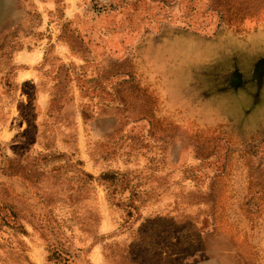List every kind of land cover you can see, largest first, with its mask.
<instances>
[{
	"label": "rangeland",
	"instance_id": "374dc122",
	"mask_svg": "<svg viewBox=\"0 0 264 264\" xmlns=\"http://www.w3.org/2000/svg\"><path fill=\"white\" fill-rule=\"evenodd\" d=\"M0 0V264H264V0Z\"/></svg>",
	"mask_w": 264,
	"mask_h": 264
},
{
	"label": "built area",
	"instance_id": "2783aa9c",
	"mask_svg": "<svg viewBox=\"0 0 264 264\" xmlns=\"http://www.w3.org/2000/svg\"><path fill=\"white\" fill-rule=\"evenodd\" d=\"M111 0H89L88 6L95 12H105L110 8Z\"/></svg>",
	"mask_w": 264,
	"mask_h": 264
}]
</instances>
